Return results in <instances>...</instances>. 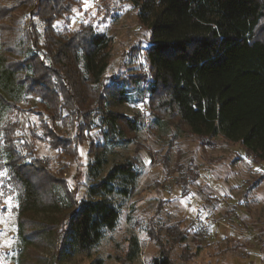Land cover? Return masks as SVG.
Segmentation results:
<instances>
[{
    "label": "trees",
    "instance_id": "obj_1",
    "mask_svg": "<svg viewBox=\"0 0 264 264\" xmlns=\"http://www.w3.org/2000/svg\"><path fill=\"white\" fill-rule=\"evenodd\" d=\"M130 1L140 23L151 31L149 93L156 96L162 90L192 134L240 143L264 161V0ZM19 2L15 7L22 8L26 20L20 30L5 23L13 7L0 6V47L7 42L8 50L18 55L0 56V115L9 117L0 125V146L19 191V220L31 213L59 211L65 202L56 193L60 185L67 200L63 239L89 255L117 228L121 206L111 198L112 184L132 173L135 164L116 163L77 201L36 157V142L46 137L54 149L69 154L99 127L108 129L103 133L108 139L111 121H119L120 130L132 131L135 121L111 111L110 105L130 102L132 90L145 81L113 79V89L106 91L111 38L92 27L70 33L55 25L72 13L75 0ZM22 100L25 107L19 105ZM27 114L39 122L23 119ZM89 147L94 164L104 145ZM59 231L58 225L45 223L39 233ZM138 249L134 237L129 260H135ZM152 264L174 263L162 251Z\"/></svg>",
    "mask_w": 264,
    "mask_h": 264
},
{
    "label": "rangeland",
    "instance_id": "obj_2",
    "mask_svg": "<svg viewBox=\"0 0 264 264\" xmlns=\"http://www.w3.org/2000/svg\"><path fill=\"white\" fill-rule=\"evenodd\" d=\"M19 3L0 0L1 8L15 10L5 21L14 30L26 24L22 8L15 7ZM71 12L56 21L59 29L72 33L92 27L112 40L106 91L113 89V79L145 81L132 90L130 102L110 105L111 111L133 119L135 129L120 130L121 123L111 121L108 139L103 137L108 129L99 127L69 154L54 149L44 137L36 142L33 157L41 158L77 201L116 163L133 162L134 171L112 184L111 198L121 206L120 222L91 254L80 253L63 239L67 200L60 185L56 193L65 202L59 211L31 213L19 220V191L0 146V264H152L162 251L174 264H264V161L240 143L192 134L162 90L156 96L149 93L151 31L140 23L130 0H89L87 8L84 0H75ZM6 43L0 56L16 59L17 52ZM5 93L10 96L9 89ZM8 118L0 115V125ZM24 118L39 122L31 114ZM92 143L104 145L94 164ZM45 223L58 225L60 235L40 234ZM134 237L139 249L131 261Z\"/></svg>",
    "mask_w": 264,
    "mask_h": 264
},
{
    "label": "snow or ice",
    "instance_id": "obj_3",
    "mask_svg": "<svg viewBox=\"0 0 264 264\" xmlns=\"http://www.w3.org/2000/svg\"><path fill=\"white\" fill-rule=\"evenodd\" d=\"M85 7L87 8L89 6V0H84Z\"/></svg>",
    "mask_w": 264,
    "mask_h": 264
}]
</instances>
